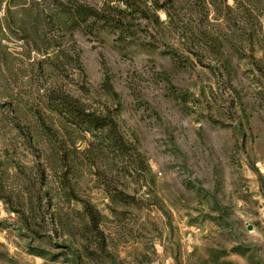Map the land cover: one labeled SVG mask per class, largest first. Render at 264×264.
<instances>
[{"label": "rangeland", "instance_id": "1", "mask_svg": "<svg viewBox=\"0 0 264 264\" xmlns=\"http://www.w3.org/2000/svg\"><path fill=\"white\" fill-rule=\"evenodd\" d=\"M43 6L0 0V264H264V0H184L175 28L144 3L129 34L49 33ZM53 94L116 115L124 152Z\"/></svg>", "mask_w": 264, "mask_h": 264}, {"label": "trees", "instance_id": "2", "mask_svg": "<svg viewBox=\"0 0 264 264\" xmlns=\"http://www.w3.org/2000/svg\"><path fill=\"white\" fill-rule=\"evenodd\" d=\"M114 1L116 5H112ZM147 2H149V5ZM182 2L184 0H106L101 7H95L80 0H44L42 9L37 13L32 11L33 18L26 21L34 23L35 27L44 26L49 30V33L59 35L70 33L73 35L75 30L85 33L92 32L99 22L103 23L104 28L121 30L123 33L128 31L129 34L130 25L127 23L131 22L135 14L142 12L146 15V12L141 9L144 7L142 6L144 3L154 11L165 9L170 18L171 27L175 28L176 18L180 15ZM123 6L126 8H123ZM27 16L30 18L31 14L28 13ZM104 88L107 91H113L109 82L104 84ZM47 103L49 105L45 108L48 112L57 113L75 126L85 127L88 133L97 137L101 141L98 152H124L125 147L120 145L119 142V120L116 115L111 112L106 113L103 110L90 109L83 105L79 99L68 95H49ZM38 114L39 119L34 126L37 139L39 140L40 137L47 135L55 144L62 132L54 126L50 116L42 115L41 111ZM62 143L66 147L64 140ZM91 146V152L95 154L94 150L97 146L94 148V143ZM58 148L60 147H57L55 151H58ZM87 211L91 215L94 213L92 208H88Z\"/></svg>", "mask_w": 264, "mask_h": 264}]
</instances>
